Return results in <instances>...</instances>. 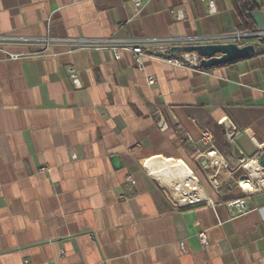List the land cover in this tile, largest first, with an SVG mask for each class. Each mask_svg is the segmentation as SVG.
<instances>
[{
	"label": "crops",
	"instance_id": "1",
	"mask_svg": "<svg viewBox=\"0 0 264 264\" xmlns=\"http://www.w3.org/2000/svg\"><path fill=\"white\" fill-rule=\"evenodd\" d=\"M242 2L264 32V0ZM241 26L232 0H0V264H264V192L244 197L243 215L227 202L241 189L209 188L212 206L178 210L174 180L159 178L191 169L207 180L204 128L233 168L220 178L264 151V47L213 69L75 48L236 42ZM45 38L61 42L39 54Z\"/></svg>",
	"mask_w": 264,
	"mask_h": 264
},
{
	"label": "built area",
	"instance_id": "2",
	"mask_svg": "<svg viewBox=\"0 0 264 264\" xmlns=\"http://www.w3.org/2000/svg\"><path fill=\"white\" fill-rule=\"evenodd\" d=\"M143 0H134V6L136 9H139L142 5ZM210 11L212 10V5H210ZM233 38L236 42L242 41H252L256 40L258 43L264 42V32L263 31H248V32H240L233 35ZM60 43V39H52V38H45L43 39V45L45 50L40 52L39 54H43L46 52L47 48L51 45V43ZM236 42H233L237 44ZM194 41L186 38H141V39H134V40H122L119 43H112L109 40H95V39H85L76 44L75 48L78 50H88V51H101V50H108L110 49L114 59L119 60L121 57V52H129L134 60L136 65L141 68L143 65V58L146 55H150L154 58H161L166 62L180 66V67H189V68H200V61L201 57H199L195 53L187 54V53H179L178 55H173L171 53V49L175 46H187L193 45ZM238 45V44H237ZM12 59L20 58L19 55H10ZM69 77L70 80L75 88L81 87V82L78 78L76 70L73 66L69 68ZM156 80L153 77L148 79L149 85H154ZM230 127V128H229ZM227 127V132L229 137H233L237 130L233 126ZM214 137L211 131L207 128H204L201 132L200 138V159L201 163L203 164L204 171L206 169L215 170V173H208L207 180L209 181L211 188L216 190L218 187L222 185V183L226 180L220 178V171H226L228 166L223 158L214 148L213 145ZM220 156V160L218 164L214 162V157ZM250 164L254 163L259 168V178H260V185L253 182L251 179V175L248 173L247 176L245 175L242 182L250 183L253 186V191L251 193H247L246 190L239 185L243 195L246 197L248 195H252L258 192H264V168L260 167L258 164V157L248 160H242L241 164L243 163ZM245 168V167H244ZM45 170V168H41V171ZM248 172V171H247ZM198 180V179H197ZM199 183V181H198ZM201 188L206 193L205 198H193L189 199L188 195L182 196V201H179V197L176 199V208L178 210L182 208L189 207L195 204H205L212 206L214 204L211 195L206 191V189L199 183ZM169 190L172 194L175 192L173 187H169ZM228 207L231 216L234 215H243L247 214L250 211V207L244 198H238L236 200L228 202ZM198 238L203 247L208 246L206 234L204 232H200L198 234Z\"/></svg>",
	"mask_w": 264,
	"mask_h": 264
},
{
	"label": "water",
	"instance_id": "3",
	"mask_svg": "<svg viewBox=\"0 0 264 264\" xmlns=\"http://www.w3.org/2000/svg\"><path fill=\"white\" fill-rule=\"evenodd\" d=\"M171 53H195L201 57L200 67L213 69L241 60L249 59L256 55V48L253 44L239 46L233 42L193 44L187 46H175ZM258 164L264 168V151L258 156Z\"/></svg>",
	"mask_w": 264,
	"mask_h": 264
},
{
	"label": "bare ground",
	"instance_id": "4",
	"mask_svg": "<svg viewBox=\"0 0 264 264\" xmlns=\"http://www.w3.org/2000/svg\"><path fill=\"white\" fill-rule=\"evenodd\" d=\"M213 159H214V162L218 164L220 160V156H216ZM244 167L248 171V173L251 175L252 181L260 185L261 181L259 178L258 166L255 165L254 163H250ZM220 174L224 176V172L222 170L220 171ZM192 175L194 176L193 179L190 178L189 175H186L185 172L170 173V174L161 176L159 178H162V179L170 178L171 180H174L169 184V187H173V189L175 190V192L173 193V197L176 199L179 197L178 199L179 201H182L181 197L184 195H188L189 199L205 198L206 193L199 185L198 180L195 177V175L193 173ZM240 185L246 190L247 193H251L253 191V186H255V185H251L250 183H246V182H240ZM169 187L168 188L166 187V188L169 190Z\"/></svg>",
	"mask_w": 264,
	"mask_h": 264
},
{
	"label": "rangeland",
	"instance_id": "5",
	"mask_svg": "<svg viewBox=\"0 0 264 264\" xmlns=\"http://www.w3.org/2000/svg\"><path fill=\"white\" fill-rule=\"evenodd\" d=\"M256 44H253L255 46H262L263 45V42H260V43H257L255 42ZM246 162L242 164L239 163V167L238 169L233 172L231 175H229L230 177L228 179H226L223 183H222V188L218 187L216 190L212 189L211 188V185L209 183L208 180H206V177L200 173H195L193 170H191V172L195 175V177L198 179L199 183L206 189V191L211 194V192H209L208 190H213L214 192L218 193L219 194V197L222 195V193L225 191V192H228V191H232L233 189H240L239 185H240V182H242L244 176L248 174L247 170L244 168V166H246ZM207 171H210L212 173H215L214 171L215 170H211V169H206ZM205 170V171H206ZM226 171H233V168H230L229 165H228V168ZM205 180V181H204ZM206 184H208L207 187ZM176 184V183H175ZM210 188V189H209ZM170 194H172V192L168 189H166ZM210 190V191H211ZM230 194V193H229ZM173 195V194H172Z\"/></svg>",
	"mask_w": 264,
	"mask_h": 264
},
{
	"label": "trees",
	"instance_id": "6",
	"mask_svg": "<svg viewBox=\"0 0 264 264\" xmlns=\"http://www.w3.org/2000/svg\"><path fill=\"white\" fill-rule=\"evenodd\" d=\"M235 8L237 9L241 21H242V26H241V30L242 31H255V27H254V23L252 21V19L247 15V12L249 11L246 5H244V3L242 2V0H232ZM264 47V42L263 45ZM201 68V67H200ZM245 196L243 195L242 198H244ZM233 201L232 200H227V202Z\"/></svg>",
	"mask_w": 264,
	"mask_h": 264
}]
</instances>
